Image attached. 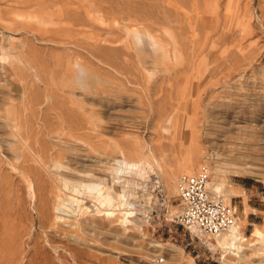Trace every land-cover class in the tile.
I'll list each match as a JSON object with an SVG mask.
<instances>
[{
    "label": "rangeland",
    "instance_id": "obj_1",
    "mask_svg": "<svg viewBox=\"0 0 264 264\" xmlns=\"http://www.w3.org/2000/svg\"><path fill=\"white\" fill-rule=\"evenodd\" d=\"M0 31V264H264L176 223L175 188L194 145L264 232V0H0Z\"/></svg>",
    "mask_w": 264,
    "mask_h": 264
},
{
    "label": "built area",
    "instance_id": "obj_2",
    "mask_svg": "<svg viewBox=\"0 0 264 264\" xmlns=\"http://www.w3.org/2000/svg\"><path fill=\"white\" fill-rule=\"evenodd\" d=\"M2 35L0 31V37ZM210 173L209 165L202 164L194 173H182L177 177L180 210L176 223L213 237L229 231L239 216L237 206L231 200L225 201L220 194L208 188Z\"/></svg>",
    "mask_w": 264,
    "mask_h": 264
},
{
    "label": "bare ground",
    "instance_id": "obj_3",
    "mask_svg": "<svg viewBox=\"0 0 264 264\" xmlns=\"http://www.w3.org/2000/svg\"><path fill=\"white\" fill-rule=\"evenodd\" d=\"M141 29L142 28H140L138 30L141 31ZM135 30H137V29H135ZM144 30L146 31V28H144ZM142 32H143V30H142ZM135 36L139 39V36L137 33ZM193 120H194L193 117L188 118L187 126L190 128V134H191L192 139H195L196 131H195V125L193 123ZM196 150H197V148L194 145L190 146V148L187 151V154L184 156V158L182 160V168L181 169L183 170V172H185V174L191 172V168H192L194 161H195V158H194L195 155L194 154L196 153ZM133 152L135 154L136 153L138 154L139 149L134 148ZM120 163L123 165L125 170H127V171L135 170L138 173V175H141L145 169L144 164L148 163V162L145 161L143 158H139L136 161L127 160L126 158H123ZM170 175H171V172H170V174H168V179L170 178ZM208 184H209V182H208ZM210 190L214 193L220 194L221 190H222V183L213 182L211 184ZM226 196L229 199L231 196H233V197L234 196H240V194H239L238 190L230 189V190H228V193ZM62 205H63V203L59 202L58 205H56V207H55V209H56L55 220L65 221L68 219L67 218L68 216H66L64 213L61 212ZM103 213L107 216L113 217L114 220H116L117 214L121 215V219H119V221L123 224L124 229H126L127 223L131 222L130 217H131V214L133 213V211L131 210V207H129V204H128V201H127L125 195L117 193V203H115V205L112 208L103 210ZM245 222H246V220L241 222L238 219L236 224L229 231L213 236V239L215 242L214 244L221 247L225 252H230L233 255H236L237 257H241V256L245 255L243 252V249H244L243 243L244 242L247 241L246 243L249 246L254 245L258 242L264 243V232L257 226V224H253V228L251 230L250 235L247 238L245 237V234H243V231H242V225H244ZM190 230H192L195 233L197 232V229H194V228H192ZM248 238H250V241L247 240ZM209 239H210V237H209ZM253 241H255V242H253ZM257 250H259L258 247H257ZM263 253H264V251H263Z\"/></svg>",
    "mask_w": 264,
    "mask_h": 264
},
{
    "label": "crops",
    "instance_id": "obj_4",
    "mask_svg": "<svg viewBox=\"0 0 264 264\" xmlns=\"http://www.w3.org/2000/svg\"><path fill=\"white\" fill-rule=\"evenodd\" d=\"M242 188L244 189V186H242ZM250 214H253V215H255L256 213H254V212H251Z\"/></svg>",
    "mask_w": 264,
    "mask_h": 264
}]
</instances>
